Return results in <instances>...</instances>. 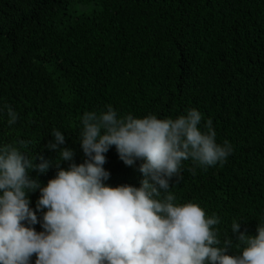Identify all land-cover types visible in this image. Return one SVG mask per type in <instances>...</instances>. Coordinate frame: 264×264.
I'll return each instance as SVG.
<instances>
[{
	"label": "trees",
	"instance_id": "obj_1",
	"mask_svg": "<svg viewBox=\"0 0 264 264\" xmlns=\"http://www.w3.org/2000/svg\"><path fill=\"white\" fill-rule=\"evenodd\" d=\"M109 105L118 119L175 120L195 109L202 132L212 120L216 143L231 145L226 162L182 161L160 198L215 214L219 246L231 238L226 254H241L233 221L251 236L264 226V0H0V147L49 163L30 178L44 187L58 169L83 163L82 116ZM54 130L73 161L57 162L47 147ZM105 156V185L140 186L142 161L126 166L115 146ZM27 195L40 221L31 227L44 231L40 190Z\"/></svg>",
	"mask_w": 264,
	"mask_h": 264
},
{
	"label": "clouds",
	"instance_id": "obj_2",
	"mask_svg": "<svg viewBox=\"0 0 264 264\" xmlns=\"http://www.w3.org/2000/svg\"><path fill=\"white\" fill-rule=\"evenodd\" d=\"M8 116V124H15L11 107ZM201 120L195 109L175 120L131 114L118 119L111 105L99 114L85 112L80 146L87 159L58 169L44 187L29 176L31 170L47 171L42 156L33 160L12 145L0 147V264H30L33 254L35 264H264V226L251 236L233 221L231 232L246 246L239 255H227L233 241L226 238L219 246L215 214L208 218L192 203L176 206L171 193L160 198L180 178L182 161L214 166L231 154L227 141L216 143L212 120L206 132L198 127ZM51 135L47 147L57 152V162L73 161L74 151L63 147L65 135ZM112 146L126 166L142 161L139 187L104 184L110 177L105 154ZM36 189V210L47 209L41 232L31 227L40 221L27 195Z\"/></svg>",
	"mask_w": 264,
	"mask_h": 264
}]
</instances>
